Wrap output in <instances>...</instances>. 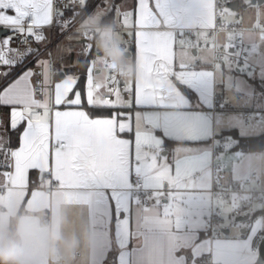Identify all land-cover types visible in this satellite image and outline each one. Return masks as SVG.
I'll return each instance as SVG.
<instances>
[{"label":"snow or ice","instance_id":"1","mask_svg":"<svg viewBox=\"0 0 264 264\" xmlns=\"http://www.w3.org/2000/svg\"><path fill=\"white\" fill-rule=\"evenodd\" d=\"M232 2L222 0L220 10L236 15ZM242 3L258 10L264 0ZM90 13L120 26L128 55L139 62L138 79H121L75 31L79 17ZM208 18L207 0H0V192L24 194L47 174L66 203L107 224L117 241L116 264H132L124 253L133 250L132 237L124 235L131 231L134 204L147 198L168 207L189 191L170 187L172 178L186 184L189 175L194 181L200 174L198 159H170L165 143L197 157L211 151L222 159L226 151L217 143L226 129L217 130L210 112L216 95L211 73L198 67L207 62L204 45L197 40L186 47L184 27ZM53 28L65 41L57 43L55 56L47 48ZM225 39L234 51L239 38ZM257 39L264 41V32ZM254 54L264 55V46ZM242 67L237 59L236 70ZM164 78L184 98L180 106L158 95L154 85ZM185 89L196 95L195 110ZM227 153L238 162L242 152ZM112 251L103 250L99 264H109Z\"/></svg>","mask_w":264,"mask_h":264},{"label":"crops","instance_id":"2","mask_svg":"<svg viewBox=\"0 0 264 264\" xmlns=\"http://www.w3.org/2000/svg\"><path fill=\"white\" fill-rule=\"evenodd\" d=\"M92 2L99 4L100 0H92ZM239 2L241 4V0ZM214 7L215 0H207L208 20L206 22L192 21L184 29L210 27ZM89 15H84V24L104 26L103 16L100 25H96L86 22ZM255 16H258L259 23L253 24ZM232 22L240 25L243 30L239 33H222L221 40L226 41V36L235 37L242 34L252 44L250 58L257 66L252 79L256 82L253 83L250 80L252 85L237 84L241 76L246 75V71H235L231 63L221 64L215 73L212 69L213 51L208 53L206 47H203L201 59L207 62L198 67L211 73L208 78L210 85L215 86V92L227 103V109L215 111L213 106L210 110L211 114L217 118L221 111L225 110L235 108H239L240 112L244 109L257 110L254 106L241 104L242 97L249 87H254V96L264 101V87L258 88V85L264 82V55L254 54L258 47L264 46V41L257 39L261 32H264V14H260L259 9L253 10L248 16H244L242 21ZM111 25L118 24L114 22ZM121 31L122 29L111 31L104 43V36L99 30L101 49L112 38L123 40ZM116 33H119L121 37L117 38ZM186 39L190 41L186 45L190 49L195 47L197 40L201 41L200 39L192 41L188 35ZM100 56L104 57V53ZM74 58L75 54L71 59ZM121 60L129 67L126 80L138 79L139 62L133 60L131 56L126 57L125 54L121 56ZM154 87L167 105L178 107L185 102L174 84L167 78L158 80ZM228 95L234 96L233 102L229 101ZM196 106L195 95L193 110ZM223 127L225 126H220L218 121L217 130ZM164 150L170 159L175 158V155L181 161L198 159L200 174L194 181L189 175L186 184L182 180L177 182L175 177L172 178L170 187L187 188L189 191L178 193L176 201H170L168 207L157 208L154 204L148 207L141 204L137 207L134 204L131 231L125 232L124 235L125 240L128 235L132 237L129 248L133 250L129 254L128 250L124 249L125 260L130 255L132 264H256L258 250L252 252L251 249L254 246L258 249L259 237L264 236V212L255 219L238 220V217L231 218L230 211L228 217L235 225L233 233V227L223 226V229H229V234L211 238L208 232V215L211 203L209 189L212 186L213 153L209 151L197 157L174 144L167 146L166 143ZM232 169L230 166L221 175L226 179L231 178ZM51 184L54 188L49 190L48 187ZM182 198L185 201L183 204L179 203ZM226 214L222 217L221 223ZM16 216H18V238L11 243L7 252L14 254L15 259L3 261L1 264H15V262L18 264H99L100 253L108 247H112L118 253L117 241L109 238L107 224L94 219L90 212L86 215L82 207H73L66 203L57 184L47 174L42 175L37 183L30 185L24 194L7 190L0 192V248L9 234L11 221ZM236 235L239 236L235 237ZM51 247L54 252L59 253V257L53 261L50 259ZM180 249L184 251L180 257H177L176 252Z\"/></svg>","mask_w":264,"mask_h":264},{"label":"built area","instance_id":"3","mask_svg":"<svg viewBox=\"0 0 264 264\" xmlns=\"http://www.w3.org/2000/svg\"><path fill=\"white\" fill-rule=\"evenodd\" d=\"M222 7V0L217 3L215 0L214 16L215 26L207 28H185L184 32L188 35L192 41L197 39L201 40V43L207 47H210L213 51L212 69L216 73L218 68L223 63H231L233 67H236V60L239 59V63L243 65L240 71H254L257 66L250 58L249 45H252L244 35L238 34L235 36L239 38L236 40L237 48L234 51H229L226 41L221 40V34L226 32H241L243 28L232 22L227 18L226 13L220 9ZM84 14H82L76 23L75 31L81 33V37H87L95 48L97 45L96 36L101 29L116 30L121 29L119 25L109 26H94L83 23ZM52 43L47 45L48 50L56 55L57 43H64V38L58 36L56 29H52L49 33ZM242 41V43H241ZM223 45V47H222ZM44 49V45L40 46ZM104 51V59L112 68V70L123 80H126V75L129 73L128 65L121 60L126 51L123 40H116L112 38L105 46L102 47ZM244 52L248 55L244 56ZM199 64L198 66H201ZM236 69V68H235ZM227 109V103L221 100L216 93L214 100V110ZM245 120H258L261 113L254 109H244L241 111ZM217 143L220 147H223L227 152V149H231L235 141L231 138L219 137ZM220 147H217L216 152H220ZM230 167L229 163L225 160L213 158L211 163L212 170V186L209 189L210 192V212L208 215V232L211 238L224 235L223 228L220 227L221 219L226 214L224 205L230 207L231 218H237L243 215H249L248 219H252L256 211L264 209V167L260 169H253L250 173L241 181H233L232 179H226L221 173L226 171ZM54 185L51 184L48 189L52 190ZM144 207H148L151 202L145 198V203H142ZM237 237V236H235ZM263 236L259 237V241ZM252 252H257V247H252ZM59 257V253L54 252L51 247L50 259Z\"/></svg>","mask_w":264,"mask_h":264},{"label":"rangeland","instance_id":"4","mask_svg":"<svg viewBox=\"0 0 264 264\" xmlns=\"http://www.w3.org/2000/svg\"><path fill=\"white\" fill-rule=\"evenodd\" d=\"M253 10H245L243 7V3L241 0L240 8L239 10H236V15H233L232 13H227L226 16L228 19L232 21H242L244 16H248L250 13H252ZM260 14H264V5H262L259 9ZM100 15L96 13H90V15L87 17L86 22L93 23L96 25H100L101 21ZM102 35L104 36V43L107 40V37H109L110 30H100ZM117 34V38H120L121 36L119 33ZM118 40V39H117ZM206 47L208 53H211L212 49L210 47ZM101 60H103L104 57L98 56ZM254 71H246V75L241 76V80L239 79L237 81V84H251L250 79L254 77L253 74ZM262 85V86H261ZM260 88L264 87V82L260 84ZM254 87H249L247 89V92L245 95L242 97V105H249V106H254L258 110H260L261 116L260 119L254 120H245L239 110V108H235L234 110H225L221 111L218 117V121L220 123V126L223 125L226 130L236 128L238 129L239 133L241 135L245 136H251V135H257L261 134L264 132V101L261 99H258L256 96H254L253 93ZM230 102H233L234 96L233 95H228ZM237 151L231 150V153H236ZM223 160L227 161L230 166H232V172L233 176L227 179H232L233 181H241L243 180L252 169H260L264 167V149L261 151H254V152H246V153H241L238 158L237 162V157L235 155H230L227 152L223 154ZM225 211H226V216L221 223L220 227L223 226H231L232 228V233L235 230V225H233V222L231 219L228 217V214L230 212V207L227 205L223 206ZM237 237L239 235H236Z\"/></svg>","mask_w":264,"mask_h":264},{"label":"trees","instance_id":"5","mask_svg":"<svg viewBox=\"0 0 264 264\" xmlns=\"http://www.w3.org/2000/svg\"><path fill=\"white\" fill-rule=\"evenodd\" d=\"M113 23H114L113 20L107 19L105 17L103 18V25L104 26L111 25ZM79 34L81 36V33H79ZM96 42H97V45L94 48V51L98 54V56H100V55H102L104 53V51H103V49L100 48L101 44H100V36H99V34H97V36H96ZM235 71H237V70L235 69ZM250 80L253 83L256 82L252 78ZM261 86L258 85V88H260ZM184 91H187V93L190 96L191 100H193V101L195 100V94L194 93H192L191 91H188L187 89H185ZM254 110H256V109H254ZM97 114H101V113H97ZM220 137H222V138H231V139H233L235 141V144L231 148V150H235V151L239 150L242 153H246V152L261 151V150L264 149V132L261 133V134H257V135L245 136V135H241L239 133L238 129L233 128V129L226 130ZM173 144L174 143L172 141H167L166 142L167 146L173 145ZM263 212H264V210L256 211L255 214L253 215L252 219H255L258 215L262 214ZM17 221H18V216L14 217L12 219L11 225H10L9 234H8L7 238L5 239L3 245L0 248V252L7 253L11 243L18 238ZM116 256H117V251L113 250L109 254V257H108L109 264H116ZM3 261L4 262L8 261V259H0V264ZM15 264H18V262H15Z\"/></svg>","mask_w":264,"mask_h":264},{"label":"water","instance_id":"6","mask_svg":"<svg viewBox=\"0 0 264 264\" xmlns=\"http://www.w3.org/2000/svg\"><path fill=\"white\" fill-rule=\"evenodd\" d=\"M239 0H233L231 7L233 9L238 10L239 9ZM101 48V47H100ZM126 55V57H128V53L127 51L124 53ZM249 218V215H243L238 217V220H247ZM225 234H229V229H223ZM256 264H264V236L262 237V239L259 241V245H258V258L256 261Z\"/></svg>","mask_w":264,"mask_h":264},{"label":"clouds","instance_id":"7","mask_svg":"<svg viewBox=\"0 0 264 264\" xmlns=\"http://www.w3.org/2000/svg\"><path fill=\"white\" fill-rule=\"evenodd\" d=\"M0 259L14 260L15 259V255L14 254H8V253L0 252Z\"/></svg>","mask_w":264,"mask_h":264}]
</instances>
